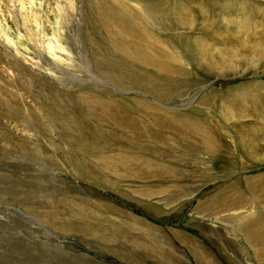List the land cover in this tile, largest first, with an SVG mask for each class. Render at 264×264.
I'll list each match as a JSON object with an SVG mask.
<instances>
[{"label": "rangeland", "instance_id": "obj_1", "mask_svg": "<svg viewBox=\"0 0 264 264\" xmlns=\"http://www.w3.org/2000/svg\"><path fill=\"white\" fill-rule=\"evenodd\" d=\"M130 1L136 12L159 14L154 26L161 31L164 44L175 33L183 38L190 48L186 67L199 80V91L204 88L190 103L187 98L166 107L227 131L241 163L230 172L216 156L201 155L205 168L194 169L190 165L193 159H185L175 150L157 156L156 162L166 171L172 167L177 174L191 178L184 185L190 188L188 195L173 202H169L168 179L162 185H151L138 175L112 168L103 151L113 155L121 147L126 153L133 144L106 114L136 108L140 99L113 85L104 74L117 73L113 66H118L117 60L109 59L110 68L99 63L97 49L104 43L99 29L101 12L112 0H0V187L17 194L2 193L0 264H30L28 256L35 257L36 264H58L60 259L61 264H130L116 256L117 248H125L128 242L117 235L130 227L131 236H138L144 223L157 231H150L156 236L148 242L163 244L157 253L163 255L170 245L178 264H201L193 257L191 246L205 248L218 264H264L258 248L230 222L221 220L226 213L219 212L218 203L222 190L236 185L240 189L231 194L257 203L255 214L264 213V167H260L264 163L255 162L258 158L264 161V151L257 159L249 156L254 132L264 145V85L253 82H264V58L257 62L256 43L248 35V30L264 34V0ZM146 2L157 10L148 8ZM178 9L186 11V16L173 19L172 13ZM48 19L72 64L51 69L44 57H36L41 67L33 69L5 48L1 26L13 37L21 32L30 40L40 34L36 23L45 20L48 24ZM209 30L211 36L206 34ZM226 41L234 43L238 54H224ZM26 48L21 51L32 57L33 49ZM240 72L245 75L237 82ZM233 94L236 102L230 103ZM83 98L90 102H81ZM102 98L111 105L107 113L94 103ZM243 105L249 107L250 116L234 121ZM60 122L67 124V132ZM88 130L95 132L98 141L88 138ZM194 176L198 181L192 180ZM51 190L76 200L79 209L62 211L52 192L49 197ZM97 204L103 208H93ZM142 263L159 264L156 260Z\"/></svg>", "mask_w": 264, "mask_h": 264}, {"label": "bare ground", "instance_id": "obj_2", "mask_svg": "<svg viewBox=\"0 0 264 264\" xmlns=\"http://www.w3.org/2000/svg\"><path fill=\"white\" fill-rule=\"evenodd\" d=\"M130 3V0H112V2L104 5L99 23L104 43H101L97 51L100 55L99 63L104 68H110L109 59L118 61V66L113 63L114 70L117 73L110 76L109 72L104 73L113 82V85L131 91L140 98L139 105L136 108L124 107L106 114L130 137L133 147L129 148L126 153L122 151L121 147L116 148L113 155H107L103 151V157L104 160L107 157L110 158L112 168H121L138 175L139 180L146 181L148 184L162 185L163 181L168 179L169 202L179 201L180 197L188 195L190 188L184 187V185L191 178L177 174L172 167L167 168L168 171H166L156 162L157 156H166L167 151L175 150L181 153L185 159L187 157L192 158L190 165L194 169H197L195 166L205 168L201 155L216 156V159L223 163L224 167L230 172L236 171L241 161L237 162V153L231 148L232 141L228 139L229 133L227 131L222 130L218 125L216 126L215 123L206 119L194 120L179 111L178 108L166 107L168 104L180 103L181 100L187 98H190L188 100V103H190L191 100L196 99V94L204 91V88L201 87L202 90L199 91V80L193 79L191 71L186 67L185 56L189 54L190 48L183 44V38L175 33V35H170L169 43L164 44L161 41V31L154 26L156 21L160 19L159 14H156V17L150 12L148 14L136 12L133 7L131 8ZM146 6L151 10L154 8L157 10V6H152L148 2H146ZM172 15L173 19L183 18L186 16V11L178 9ZM169 18H171L170 15ZM42 21L35 22L40 27V34H35V37L30 40L21 32L13 37L12 33L2 25V36L5 37V42H7L5 48L14 54L17 61H22L27 65L30 64L33 69L38 68L37 70H39L41 67V63L37 61L36 57H44L50 64L51 69L69 66L72 61L66 58L68 50L64 47L54 23L51 19L46 20L48 24L45 20ZM248 27L251 26L248 25ZM248 33L249 37L256 43L254 48L258 52L256 59L258 62L264 58V34L256 35V33L249 30ZM206 34L211 36L210 30ZM224 44L227 47L223 50L225 55L238 54L234 52L235 46L232 41H226ZM28 45L37 53L35 55L31 51L32 57L30 58L26 57L21 51L22 49L25 50L26 47L29 48ZM25 52L27 54V51ZM218 54L223 56L221 51H218ZM241 57L245 58L244 56ZM255 58H253L254 64L256 62ZM238 74H240V81L237 82H241L245 74L241 72ZM253 82L258 87L264 85V82L260 80H254ZM195 89L196 91H193ZM228 91L232 92L233 88H228ZM223 92L225 93V90ZM81 102L89 103L90 100H84L83 98ZM229 102H236L234 94ZM94 103L104 113H107L111 108L110 103L105 98ZM250 114L249 107L243 105V108H240L237 112L234 121L248 118ZM237 124L241 126L240 122H237ZM59 126L64 132H67L68 127L65 122H60ZM88 131L91 133L87 135L88 138L98 141L94 136L95 132ZM250 147L253 153L249 156L253 159H257L258 154L264 151V145L258 140L257 132L252 134ZM258 160L260 161L259 164L264 163L260 158L255 162L257 163ZM260 167L264 166L260 165ZM198 172L199 170H195V173ZM203 176L204 174H201L198 177L201 179ZM258 178L260 179V177ZM192 180L198 181L195 176ZM254 180H249V183H253ZM250 186H253V184ZM230 187V190H222L223 192L218 199V203L221 202L219 212L225 211L224 213H226L221 220L228 221L233 227H236V231L241 232L245 240L250 245L256 246L260 251V255L264 256V213L260 210L258 214H255L253 210L259 208V205L245 199L241 194L232 195L231 193H234L233 189L238 190L240 187L236 185ZM4 191L12 196L17 195L16 192L11 193L4 186H1L0 203L5 202L2 197ZM48 195L55 198L56 204L62 211L74 212L79 209V203L76 200L56 190L49 191ZM92 205H95V202ZM93 208L102 209L103 206L97 204ZM124 229L123 235H117V237L127 238L128 242L125 248H117L116 256L119 258L130 264H143L142 260H156L159 264H178V261L175 260L176 253L172 250L173 248L169 247L170 245L167 247L168 251H164V254L160 255L157 250L163 248L162 242L153 244L148 242L155 240L156 236L151 234L150 231L157 234V231L150 224H142V227L138 229L140 231L138 236H131L132 228L126 227ZM127 229L130 232L126 233ZM185 239L183 238V241H187ZM191 248L195 255L193 257L199 263L218 264L205 248L200 247L199 249L193 246ZM217 248L221 249V244L218 242ZM214 256L216 255L214 254ZM26 262L36 264V258L28 256ZM58 262V264H61V259Z\"/></svg>", "mask_w": 264, "mask_h": 264}]
</instances>
